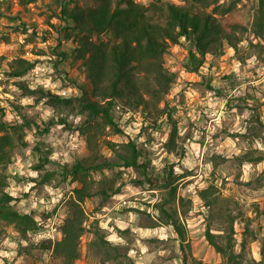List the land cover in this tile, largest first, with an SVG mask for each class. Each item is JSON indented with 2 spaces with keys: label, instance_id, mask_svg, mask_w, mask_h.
<instances>
[{
  "label": "rangeland",
  "instance_id": "374dc122",
  "mask_svg": "<svg viewBox=\"0 0 264 264\" xmlns=\"http://www.w3.org/2000/svg\"><path fill=\"white\" fill-rule=\"evenodd\" d=\"M135 1L159 24L172 4L205 10L237 35L245 31L235 49L206 54L197 70L184 38L170 45L161 64L173 81L163 91L153 73L140 70L137 85L146 104L116 99L111 114L121 132L115 133L99 117L83 124L77 83L87 96L91 85L81 60L70 56L56 64L59 37L69 43L59 35V0H0L1 117L17 129L3 188L37 228L61 230L54 241L34 242L27 231L1 222L0 264H61L52 247L63 237L74 201L83 215L73 264H182L177 231L160 208L178 217L195 262L226 264L206 240L208 230L217 243L232 245L241 264H264V36L254 34L259 0H206L205 7L198 0ZM95 38L113 41L108 32ZM18 57L32 67L8 76ZM18 80L34 90L18 87ZM39 87L74 100L52 104ZM128 142L140 151L143 166L116 163L63 177V167L76 161L117 162L129 154ZM82 185L90 196L78 201L75 190Z\"/></svg>",
  "mask_w": 264,
  "mask_h": 264
},
{
  "label": "trees",
  "instance_id": "16d2710c",
  "mask_svg": "<svg viewBox=\"0 0 264 264\" xmlns=\"http://www.w3.org/2000/svg\"><path fill=\"white\" fill-rule=\"evenodd\" d=\"M93 1L95 3L93 6H80L76 0H59V14L62 21L59 35L66 38L69 43L62 45L59 37L53 52L60 58L56 64L60 65L61 59L72 56L74 59H80L86 70L91 94L87 96L84 85L77 83L81 95L76 97L81 111L87 115L83 124L90 125L95 117H99L104 125L109 126L115 133L121 132L111 114L116 99H123L126 103L135 106L146 104L137 85L136 74L140 70L153 73L159 88L163 91L168 89L173 76L164 71L161 58L167 53L170 45L177 44L180 38H184V42L188 44V57L193 64V69L197 70L206 54L214 55L227 46L235 49L242 41L245 31L240 30L241 26L234 23L231 27L240 30L237 35L235 30L225 29L211 13L202 9L194 12L187 6L169 4L167 19L164 24H159L153 22L147 15V7L135 0ZM198 2L206 6L204 5L206 0H198ZM257 12L260 22L254 34L262 38L264 36V0H259ZM0 15H3L1 11ZM104 32L110 34L112 42L93 39V35L98 36ZM10 66L8 76L20 77L32 67V63L28 59L18 57ZM15 84L27 91L34 90L21 80L16 81ZM37 90L40 91L42 98H47L52 104H70L74 100V97H64L42 87ZM1 113L0 108V131L2 132L0 135V223H12L22 234H25L26 231L35 230L37 227L29 214L20 213L13 208L11 204L13 197L3 188L5 178L8 176L5 170L11 162L13 134L17 129L13 124L4 121ZM59 120L64 121V119ZM127 146L129 154H120L117 162L103 160L85 166L83 162L76 161L69 168L63 167V177L77 176L78 173L89 170H103L113 167L116 163H121L125 167L143 166L138 165L140 151L135 148L134 143L128 142ZM41 166L40 163H36L35 168L39 170ZM75 192L78 201L90 196L84 185ZM160 212L177 231L183 252L182 264H189V258L194 264H200L195 262L194 257L189 253L188 243H185V230L178 217L163 208H160ZM82 215L81 209L74 201L72 215L65 219L62 227L63 237L52 247L53 255L61 259V264H73L78 256L77 241L82 231ZM1 232L0 229V234ZM205 238L226 258V264H241L232 251V245L217 243L214 235L208 230L205 231ZM43 246L50 248L49 243ZM261 257L263 260L264 249H262Z\"/></svg>",
  "mask_w": 264,
  "mask_h": 264
},
{
  "label": "built area",
  "instance_id": "2783aa9c",
  "mask_svg": "<svg viewBox=\"0 0 264 264\" xmlns=\"http://www.w3.org/2000/svg\"><path fill=\"white\" fill-rule=\"evenodd\" d=\"M60 233H61V230L57 229V227H54L53 225H50V227H46V226L45 227H39L35 230L27 231V235L34 242H38L41 240L54 241L56 234H57V236H59Z\"/></svg>",
  "mask_w": 264,
  "mask_h": 264
}]
</instances>
